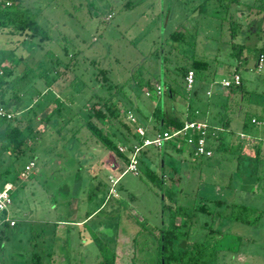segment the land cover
Returning a JSON list of instances; mask_svg holds the SVG:
<instances>
[{"label":"rangeland","instance_id":"374dc122","mask_svg":"<svg viewBox=\"0 0 264 264\" xmlns=\"http://www.w3.org/2000/svg\"><path fill=\"white\" fill-rule=\"evenodd\" d=\"M10 1L35 14L40 30L26 35L0 30V58L10 64L12 52L17 61L3 98H12L9 108L15 111L18 102L30 104L25 120L32 129L23 152L10 156L8 172H1L0 151V188L4 179L11 181L13 221L0 222V264H99L106 258L110 263L100 264H155V231L168 226L169 210L178 206L193 214L185 241L220 249L212 264H264V59L255 69L258 50H264V9L255 12L253 0H207L196 11L201 0ZM230 21L244 45L239 60L231 54ZM177 31L183 37L171 39ZM193 59L208 67L185 91L176 67ZM235 67L241 85L230 91L219 81ZM174 94L188 101V110L197 109L194 119L210 125L227 121L220 135L229 136L232 146L223 141L215 148L209 139L212 155L196 157L179 137L159 148L148 145L137 153L135 174L126 171L111 185L108 177L121 173L126 162L83 125L88 106L115 104L126 127L116 120L108 128L98 125L113 132L109 137L117 150L127 154L140 140L131 134L138 124L144 137L162 131L150 114L156 103L161 112L165 107L185 119L187 108L171 100ZM54 105L59 112L41 121ZM250 117L260 123L250 124ZM29 159L35 165L22 178L19 171ZM111 161L116 168L108 173L104 165ZM201 204L207 212L193 211ZM98 206L86 224L71 222ZM183 217H175V224Z\"/></svg>","mask_w":264,"mask_h":264},{"label":"trees","instance_id":"16d2710c","mask_svg":"<svg viewBox=\"0 0 264 264\" xmlns=\"http://www.w3.org/2000/svg\"><path fill=\"white\" fill-rule=\"evenodd\" d=\"M206 1L207 0H201L199 4L193 8V10L196 11ZM227 1L238 3V0H227ZM127 4L128 2H126V5ZM12 6H13V3L11 1H10V4L8 5L0 3V30L6 29V32H8L9 34L11 33V34H19V35H22V34L26 35L27 34L26 31H30L34 33L40 30V27L35 20V14L28 12L27 8L17 9V8H13ZM249 6L256 8L255 12H258L259 10L261 11L264 9V0H253V2ZM246 15H248V13ZM232 22L233 21H230V24H229L230 28L232 29L231 47L234 48L231 54L236 56L237 60H239L240 59L239 54L241 53V47H243L244 45L242 44L240 39L237 40L236 35L238 33L235 35L236 27L233 26ZM241 28H242V32L246 30V26L241 27ZM169 37L175 40V39H179L183 37V35H182V32L177 31V32L170 33ZM235 39L236 41H233ZM233 45H236V47H234ZM259 54H261L264 59V50H262V48H259L258 50L256 61H255V66H256V62H257V58ZM12 55H13L12 52L8 54L10 64H2V61H0V105L8 109H10L9 108L10 102L12 103L13 101L11 97H8L7 99L3 98V90H4V87L7 85L6 78L13 74V66L17 62V61L12 62ZM207 67H208V63L205 60L193 59L187 66H179V67H176V69L179 73H181L182 84H183V77L188 69L193 70L194 76H195L197 72L203 71ZM234 70L237 71V68L235 67ZM98 74L100 75L101 77L100 79L102 80V82L105 83L107 81L106 70L101 68L98 70ZM145 82L148 83V80H146ZM240 85H241V82L237 86L231 85V86H228L227 88H229L230 91H234V90H238L240 88ZM5 101H7V105H4ZM14 103H15V100H14ZM23 104H24V108L28 107V103L27 104L23 103ZM87 109L89 112H88L87 118L83 122V125L87 128L89 133L92 136H94L107 150L112 151L116 156L120 157L124 162H127L128 155L122 152H119L117 150L115 142L109 137L110 131H108V129H105L104 126H101L105 124L108 128L107 124L110 122V120L120 121L119 119L122 116V114L119 112L115 104L109 100H103L101 101L100 104H98L97 102H93L92 104L88 106ZM165 109L166 108H164V110L161 112L158 105L157 107L153 108L151 115L154 116L156 124L161 125L162 131H173V130L179 129L183 124V119L178 118L172 112H169V111L166 112ZM11 111L14 113V115L15 113H17L16 112L17 110L16 111L11 110ZM27 112L28 111H25L21 115V120H23L22 124H19L20 120H17L15 125L10 126L7 129H5L1 135L3 139V142L1 145L2 150L5 152H8L11 156L14 157V159H16L18 155L23 152V149L26 146V139L32 133V129L30 125L25 120L26 118L25 116ZM57 112H59V105H54V109L51 110L49 114L42 115L40 117V120L46 123L48 122L49 116L52 113L56 115ZM196 113H197V109L192 110L189 114L185 116V119L193 120L196 116ZM22 117H24V119H22ZM250 118L248 120L249 123L254 124L250 122ZM13 119H14V116L9 120H4V119H0V120L3 122H6L7 124ZM98 123H100L101 125L99 126ZM217 123L220 124L221 130L215 132L214 135L211 133H207L208 139H212L213 141L216 142L215 148L220 147L222 145V142L219 139L220 133L227 128V124H226L227 121L225 120L217 121ZM120 124H122L123 127H126L124 122H122V120L120 121ZM23 129L28 131L26 135H23ZM127 130L130 131V128L127 127ZM110 134L112 136L114 135L113 132H111ZM131 134L133 135V137H136V138L138 136L135 131H133V133ZM229 146H232V144L228 145L227 147ZM262 146L264 145L262 144ZM255 152L257 153V151ZM29 160H32V159H29ZM148 176L152 178L153 173L151 171H148ZM214 202L215 204L221 203L220 200H215ZM230 205L231 207L232 206L236 207L237 210L239 209L241 211L247 210V208L243 205H241L240 208L239 206H236L235 204H230ZM193 211L207 212V208L203 204H201L199 206L194 207ZM87 215L88 214H86V216ZM178 215L184 216L183 218L185 219L184 221L182 220L181 223L175 224L174 218L177 217ZM168 216H169L168 226L166 228H161L156 235L157 236V240H156L157 252H156V258H155V264H212L216 260L218 251L220 249L216 250L213 247H210L209 245H205L204 243H201L198 241H192V242L185 241L189 233V227H190L189 221L191 220L193 214L192 213L183 214V210L181 209L180 206H178L172 209L171 211L169 210ZM230 216L235 219H238L239 214H235V215L231 214ZM180 228H181V231L179 230ZM174 246L177 247V250L172 249ZM101 262L110 263V260L106 258L104 260H101L99 264Z\"/></svg>","mask_w":264,"mask_h":264},{"label":"built area","instance_id":"2783aa9c","mask_svg":"<svg viewBox=\"0 0 264 264\" xmlns=\"http://www.w3.org/2000/svg\"><path fill=\"white\" fill-rule=\"evenodd\" d=\"M0 3L5 5L10 4V0H0ZM109 16V15H108ZM263 61V56L261 54L258 55L257 62L255 69L259 71L260 65ZM194 80V72L191 69H188L183 77V87L185 91H189L192 88V83ZM241 82V77L238 71L231 70L227 77L222 78L219 81V84L222 87L228 86H237ZM155 94H159L160 87L155 85ZM209 92L207 91L206 94ZM147 95L148 92H145ZM196 112V111H195ZM16 114V113H15ZM127 118L132 117L129 113H123ZM14 116V113L0 105V119L9 120ZM250 122L254 124L260 123L255 118H250ZM220 127H216L210 125L205 119L197 120H183V124L179 129L173 131H161L155 134L152 138L144 137V129L137 125L134 127V131L137 133L139 137V142L136 144H132L129 146L127 154H128V161L126 162L125 169L117 174L108 177V181L111 185H114L119 177L125 173L126 171L132 172L135 174L138 165L137 153L142 147L152 145L155 147H160L162 143L170 138L179 137V139L185 142L191 149V153L196 157H210L213 153V147L208 143V136L207 133H211L214 135L215 132L220 131ZM239 135H243L239 133ZM264 145V141L262 142ZM121 152V151H120ZM35 163L33 160H29L26 162L19 171V176L22 178H27L29 172L34 167ZM12 185L10 182H4L2 187L0 188V215H3V218L0 222L4 223L7 222L8 225H13V221L8 219V205L11 203L9 191L11 190Z\"/></svg>","mask_w":264,"mask_h":264},{"label":"crops","instance_id":"0c3cea01","mask_svg":"<svg viewBox=\"0 0 264 264\" xmlns=\"http://www.w3.org/2000/svg\"><path fill=\"white\" fill-rule=\"evenodd\" d=\"M0 61H2V64H4L3 63V60L0 58ZM239 62V61H238ZM233 70V69H232ZM229 73H230V71H229ZM197 76V74H195V76H194V80H195V77ZM156 85H158V84H156ZM159 86V85H158ZM48 88H50V87H47V89ZM45 90V89H44ZM161 94H162V90H161V88H160V92H159V94H155L156 96H158L159 98H161ZM173 102L175 101L176 102V104H179L180 106H182L185 110H186V108H188L189 106H190V104H188V101L186 102V99H184V98H180L179 96H177V94H174L173 95V97H172V99H171ZM30 104H28V106H29ZM157 105V103L155 104V106ZM155 106H152L153 108L155 107ZM174 107V106H173ZM14 108H16V112H18V111H20V110H22V109H25L26 111H27V109H28V107H25L24 108V104H22V103H18V104H16L15 106H14ZM165 108V107H164ZM169 108H172V105H170V107ZM190 108V107H189ZM50 109V107H47L46 108V110H49ZM192 110H194V109H192ZM192 110H188L187 109V112H185V116L187 115V114H189ZM152 113V111L150 112V114ZM42 116V115H41ZM40 116V117H41ZM20 120V122H19V124H22V122L23 121H21V118L19 119ZM16 124V122L15 123H13V122H8L7 124H6V122H3V121H1L0 120V151H3L2 150V148H1V145H2V142H3V139H2V137H1V135H2V133H3V131L5 130V129H7L8 127H10V126H13V125H15ZM139 125V124H138ZM212 125L213 126H216V127H220V124H218V123H212ZM139 126H141V125H139ZM43 127V126H42ZM142 127V126H141ZM143 129H145L144 127H142ZM159 132V131H158ZM158 132H156V133H158ZM155 133V134H156ZM227 133V132H226ZM228 133H230V132H228ZM155 134H153V136H155ZM144 135H145V130H144ZM152 136V137H153ZM152 137H150V138H152ZM146 138H148V137H146ZM219 139L221 140V142H225L226 144H232L231 143V139H229V136H224L223 137V139H222V136L220 135V137H219ZM161 147V146H160ZM188 150H189V147H188ZM247 153V152H246ZM2 156V160H1V164L3 165L2 167H3V169L1 170V172H8V169H7V166H8V163H9V158H10V154L8 153V152H3V154L1 155ZM5 165V166H4ZM105 167H106V169H107V172L109 173V172H115L114 171V168H116V164L115 163H113L112 161L109 163V164H105L104 165ZM109 176V175H108ZM4 182H10L11 183V181H9V179H4L3 181H2V183H1V185H3V183ZM99 206H101V205H99ZM99 206L98 207H96V208H94V209H92L90 212H88L87 214V216L85 215L84 217H82V219H80V220H78V221H71V222H76V223H81V224H86L88 221H90L94 216H95V211L99 208ZM3 223H1V225H2ZM100 225H98L97 224V226L96 227H99ZM96 232H97V228H96ZM157 231H155V236L157 235Z\"/></svg>","mask_w":264,"mask_h":264}]
</instances>
